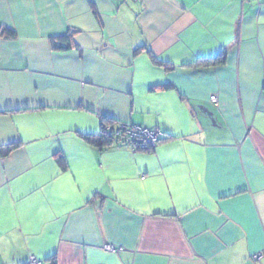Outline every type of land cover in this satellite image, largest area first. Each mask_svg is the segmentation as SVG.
Listing matches in <instances>:
<instances>
[{
	"label": "crops",
	"instance_id": "1",
	"mask_svg": "<svg viewBox=\"0 0 264 264\" xmlns=\"http://www.w3.org/2000/svg\"><path fill=\"white\" fill-rule=\"evenodd\" d=\"M102 115L162 139L95 147ZM12 143L0 264H264V0H0Z\"/></svg>",
	"mask_w": 264,
	"mask_h": 264
},
{
	"label": "trees",
	"instance_id": "2",
	"mask_svg": "<svg viewBox=\"0 0 264 264\" xmlns=\"http://www.w3.org/2000/svg\"><path fill=\"white\" fill-rule=\"evenodd\" d=\"M7 36H14L15 32L8 29ZM71 39L70 34L63 35L61 37H52L51 42L53 43V46L57 49L61 50H67L71 47V43H69V40ZM60 41V42H58ZM139 49V48H138ZM225 54L226 51H221L216 57L213 58H203V60H207L211 64L219 65L223 64L225 61ZM152 62L157 65L164 67L165 69L170 68V64L158 57L151 56ZM171 84H166L160 86V88H171ZM100 130L96 133H79L78 135L84 139L89 144L98 147V148H105L109 145H112L115 142H122L132 145L135 149L141 150V151H149L150 146L147 144H144L143 142H140L138 139L135 138H129L125 135L124 132H121L120 134H116V127H113L114 122L112 119L106 116H100ZM119 124V123H118ZM162 139V135L159 136L158 141ZM17 146L16 143L8 144L0 146V153L1 155H6L10 150L14 149ZM63 168L65 167V164L62 163Z\"/></svg>",
	"mask_w": 264,
	"mask_h": 264
},
{
	"label": "built area",
	"instance_id": "3",
	"mask_svg": "<svg viewBox=\"0 0 264 264\" xmlns=\"http://www.w3.org/2000/svg\"><path fill=\"white\" fill-rule=\"evenodd\" d=\"M210 100L216 102L217 98L215 95H212L210 97ZM121 132H124L125 135L129 138L138 139L140 142L149 145L150 149L155 147V145L158 142V138L161 135L160 130H158L157 128H144V127L128 125L126 123L118 124L116 128V134H120ZM104 247L107 250H111V251L115 250V247L113 245L106 244L104 245ZM261 256L262 253H256L252 255L251 258L257 260L260 259ZM28 264H39V262L34 257H30Z\"/></svg>",
	"mask_w": 264,
	"mask_h": 264
}]
</instances>
